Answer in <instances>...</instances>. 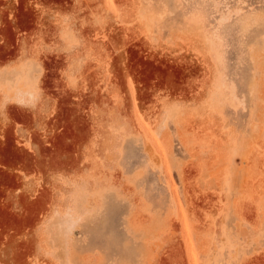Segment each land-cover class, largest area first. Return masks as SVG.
Returning <instances> with one entry per match:
<instances>
[{"label":"rangeland","instance_id":"rangeland-1","mask_svg":"<svg viewBox=\"0 0 264 264\" xmlns=\"http://www.w3.org/2000/svg\"><path fill=\"white\" fill-rule=\"evenodd\" d=\"M0 264H264V0H0Z\"/></svg>","mask_w":264,"mask_h":264}]
</instances>
